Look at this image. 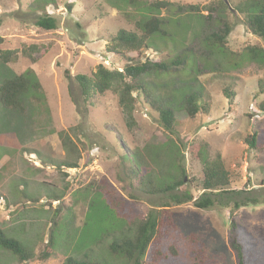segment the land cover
<instances>
[{
  "label": "rangeland",
  "instance_id": "obj_1",
  "mask_svg": "<svg viewBox=\"0 0 264 264\" xmlns=\"http://www.w3.org/2000/svg\"><path fill=\"white\" fill-rule=\"evenodd\" d=\"M218 1L0 0V51H19L12 63L0 64V85L29 69L41 85L20 99L23 111L0 103V228L21 240L36 258L57 224L55 255L46 262L23 264H65L70 256L85 255L103 264H130L112 255L109 244L132 237L135 224L165 209L174 194L181 199L191 194L193 201L168 208L164 219L170 216L171 225L162 244L164 255L172 257L168 248L177 238L196 236L204 264H238L230 246L234 216V232L246 246L249 264H264V58L239 61L237 67L233 60L248 47L264 49V41L249 32L244 15L233 10L243 0H226L229 10H222ZM162 2L175 8L154 13L151 5ZM210 4L219 11L208 20L202 17L209 12L186 9ZM177 7L183 12L175 14ZM42 8L57 20L56 31L36 25ZM152 15L165 19L166 36H154L151 49L128 57L182 62L164 75H145L138 82L154 100L171 102L176 109L178 125L172 134L161 127L142 92H134L136 104L127 110L115 92L86 102L75 80L77 75L91 76L100 64L122 67L123 57L106 52L111 39L121 30L139 33L138 21ZM221 18L231 32L225 50H215L207 39L222 29ZM33 45L44 50L33 55L34 62L21 52ZM191 93L199 95L208 110L195 119L182 108ZM254 133L257 150L244 141ZM217 153L231 184L226 193L212 197V208L198 209L194 203L203 194L204 161ZM129 158L143 159L141 175L128 172ZM180 174L184 185L170 190ZM241 203L247 206L236 210ZM151 251L145 264H192L183 246L177 257L158 263L151 261ZM0 263L22 264L1 249Z\"/></svg>",
  "mask_w": 264,
  "mask_h": 264
},
{
  "label": "trees",
  "instance_id": "obj_2",
  "mask_svg": "<svg viewBox=\"0 0 264 264\" xmlns=\"http://www.w3.org/2000/svg\"><path fill=\"white\" fill-rule=\"evenodd\" d=\"M218 3L222 10H229V3L221 0L218 1ZM151 7L154 8L152 10L154 13L155 11L159 13L161 9L175 8V6L169 2L155 3L151 5ZM186 9L191 13L197 14H200L202 11L209 12L208 16L202 17L206 20L212 19L213 14L219 11L217 8L214 9L212 4L202 8L190 5L186 7ZM175 10V14H177L183 12L184 8L177 7ZM222 10L221 12H223ZM233 10L244 15V24L249 32L264 41V0H243L237 6H233ZM42 11L43 16L39 18L36 25L47 31H56L58 29L57 20L47 14L46 8H42ZM200 16L203 15L201 14ZM218 20L222 25V29L218 32L212 33L208 37L207 41L215 50H225L227 38L230 35L231 28L230 25L222 18ZM137 25L139 33L121 30L111 39V43L107 48L106 52L108 54L116 57H123L125 62L122 67L110 68L105 64H100L97 67L96 72L91 76L77 75L75 80L77 81L81 89V94L86 102H89L95 96H103L107 92H115L119 96L120 103L126 107L127 110H129L127 105L134 107L136 104L137 100L136 97L133 96L134 92H142L146 102L158 113L161 127L165 132L172 134L178 125V121L176 119V109L171 102L163 103L154 100L147 88L144 87V85L138 84V82L141 80V77L145 75H164L168 71L173 70V67L181 65L182 62H180L179 58L165 61L148 59L141 62L139 59L128 57L130 53H141L144 50L151 49L149 41L154 36H166L164 29L166 27V21L162 17L152 15L151 17L138 21ZM2 40L3 39L0 38V42H2ZM42 48L43 47L41 46L33 45L28 49H23L21 52L24 55H28L31 61L34 62L35 58L33 55L42 54L44 51ZM259 49L254 46L248 47L243 50L242 54H236V56L233 55L237 58L233 59L236 62L234 66L237 67L240 62L246 64L251 63L252 61H257L260 58H264V49ZM18 53L19 51L17 50L0 51V64L12 63V61L17 58ZM111 65L114 66L115 62L113 64L111 63ZM40 87L41 85L38 83L34 72L29 69L26 74L16 75L13 78L5 80L0 85V103L8 110L23 111L20 99L27 96L31 92H37ZM225 93L232 96L228 89H226ZM182 108L187 112L190 119H195L202 110H204L205 113H208L206 104L203 103L202 98L195 93H191L190 95L184 97L182 100ZM261 109L264 111V105H261ZM129 114L132 116V112H129ZM244 141L251 149H258V133H254L253 135L246 137ZM68 142H70L69 137L63 138V143L65 145H67ZM172 152L175 153V150L172 149ZM197 155L200 158V150H197ZM175 156L176 162L178 163L176 153ZM134 157L138 158L137 155H134ZM129 159L131 162H129V166L127 167L128 172L133 175H141L144 168L143 159ZM204 162L205 167L203 171V181L201 184L203 194L199 200L194 203L196 208L202 210L212 208L214 206L213 198H217V196L221 193H226L227 188L231 184L230 173L227 170L223 162V157L220 153H217L214 159L206 160ZM67 166V168H77L76 164H67ZM148 166L149 165L147 164L146 167ZM182 172L184 173V171ZM178 177L179 179L172 182L170 190L174 191L184 185L185 180L183 174H180ZM182 201L191 202L193 201V196L191 194H186L184 199L183 197L181 199L179 195H171V203L174 205H179ZM252 202L256 203L255 201ZM171 203H166L164 205L165 209L154 213L150 212L145 219H140L135 224V232L132 237L113 239L108 246L110 253L114 256H122L130 264H145V257L147 253L152 250L151 261L153 263H158L166 260L170 261L169 259L177 257L180 253L181 246H183V248L188 250L189 255L192 256V264H204L203 247L200 243H198V238L196 236H192L191 238H177V240H175V242L168 248L172 257L164 255L166 254V251H162V244L171 225L170 216L166 219L164 218L165 214L169 211L168 208L172 206ZM242 206L245 207L247 205L242 203L236 204L235 209L238 210ZM112 209H114L118 215H121L117 212L118 209L114 207ZM122 219L126 218L123 217ZM230 228L231 234H234L230 241V246L236 252L238 264H249L246 246L234 232V230L237 229L234 216H231ZM56 231L57 224L55 222L54 227L51 229L50 237L44 245L43 251L35 258L33 252L30 251L21 240L8 236L5 231L0 228V249L10 253L22 264L35 259L41 262H46L55 255L57 242L54 237V233ZM180 239L181 242L179 243ZM65 264L103 263L85 255L82 259L70 256L66 259Z\"/></svg>",
  "mask_w": 264,
  "mask_h": 264
},
{
  "label": "water",
  "instance_id": "obj_3",
  "mask_svg": "<svg viewBox=\"0 0 264 264\" xmlns=\"http://www.w3.org/2000/svg\"><path fill=\"white\" fill-rule=\"evenodd\" d=\"M226 3H228L226 0H224Z\"/></svg>",
  "mask_w": 264,
  "mask_h": 264
}]
</instances>
